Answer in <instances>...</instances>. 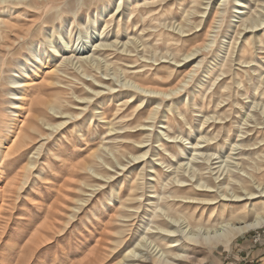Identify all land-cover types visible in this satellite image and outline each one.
I'll use <instances>...</instances> for the list:
<instances>
[{
    "label": "rangeland",
    "instance_id": "374dc122",
    "mask_svg": "<svg viewBox=\"0 0 264 264\" xmlns=\"http://www.w3.org/2000/svg\"><path fill=\"white\" fill-rule=\"evenodd\" d=\"M221 2L0 0V264H264V228L165 246L264 196V0Z\"/></svg>",
    "mask_w": 264,
    "mask_h": 264
},
{
    "label": "bare ground",
    "instance_id": "6f19581e",
    "mask_svg": "<svg viewBox=\"0 0 264 264\" xmlns=\"http://www.w3.org/2000/svg\"><path fill=\"white\" fill-rule=\"evenodd\" d=\"M221 1H222L221 3H224V0H221ZM220 5H222V4H220ZM119 6L121 7L120 4H119ZM238 7H240L238 9H241V6H238ZM5 26L7 28L11 27L10 24H7ZM197 52L195 51V53H190L186 57V59L195 56ZM53 70L54 69H52L51 71L53 72ZM51 71H50V74H51ZM51 78H54V77L51 76ZM12 84L14 86H18L19 85V83L17 81H12L11 85ZM135 85L138 86V89H141L143 91L154 93V94H156V96L157 95H162V97H164V98L166 97L165 96L166 93L161 92V91L159 92V91H155V90H149L148 89L149 87L148 88L144 87L145 84H135ZM22 87H16V89H20ZM129 90H133V89H129ZM18 95H19L18 93L13 92L12 98H13V96L17 97ZM167 95H171V94H167ZM12 100L15 101V100H20V99L17 98V99H12ZM127 102H129V101H126V103ZM12 104L13 105H17L16 102L12 103ZM63 125L64 124H62L60 126H63ZM30 128H31V130L33 132H35L38 129V124L36 122L32 121V122H30ZM24 136L25 137L21 136L19 138V140H17L18 137L14 140V143H13L14 146L12 145L13 147L11 146L12 148L11 147L9 148V150H8L9 153H12V152H14L12 154L18 153V152L22 151L27 146L26 139L32 138L31 137V133H29V132L27 133L26 132ZM4 140H5V136L1 137V139H0V148L3 145V143H4ZM4 156H5V154H4ZM142 158H144V156L137 157L136 161L137 160H141ZM202 187H203V185H202ZM239 189H241V188H239ZM239 189H234L232 194H230V192H227L225 197L229 198V199H227V201L226 200L222 201L223 202L222 205H219V206H217V204H215L214 206L212 204L211 205H207V206H210V207L207 208L208 217H207V221L206 222L208 224L207 225H203V226L201 224V226L198 225L196 227H192L191 226L192 227L191 229H193V230H195V228H197V227H200V229L205 228V230L207 232L206 231L203 232L202 236L200 238H198L199 237L198 235L195 238L194 237H188V239H186V241H184V243L178 244L180 242L181 238L179 239V237H175V239H173L174 237H171L169 235L170 232H168V233L165 232L166 234L164 235L163 233H161L162 231L160 233L159 232L157 233V232H154V231H152L150 229V227H149L150 225L149 224H150L151 221L149 220L148 217L151 216V215H148L147 217H145V216L143 217V219L141 221V222L145 223V225H143V228H144V230H148L147 233L151 234L152 237H157V235H158L157 239L159 241H160V239L165 241L167 238L169 240L172 238L173 241H168L167 245H165V246L166 247L168 246V248L182 247V250H185V249L187 250L185 253H188L190 251L192 254H196V252H194V250L195 249L197 250L199 248L204 249V250H206L208 252H211V251L215 250L217 248V246H219V245H223V246L228 248L232 244L233 240L236 237H238V236H240L242 234H245V233H247V232H249L251 230L264 228V202H261V203H255L254 202L253 203V201H255V200L264 199V196L257 197V195H256L257 193H256L255 190L247 189L246 191H248V192L245 194L243 192H239ZM262 190H264V188ZM244 196L245 197H250V198L243 199ZM234 206H239V207H234ZM205 207H206V205H205ZM197 216L198 215H196V212H193L191 214V217L194 220H195L194 217H197ZM203 217H204V215H201L202 219H203ZM141 226L142 225H140V227ZM151 228H152V226H151ZM228 229H230V231L226 232ZM163 253H166V251L165 252L163 251ZM175 256H176V260H183V259H180V258H186L185 256L180 255V254L179 255L176 254ZM188 258H190V257H188ZM187 260H186V262H187ZM183 261H185V260H183ZM157 262H159V261H157Z\"/></svg>",
    "mask_w": 264,
    "mask_h": 264
}]
</instances>
